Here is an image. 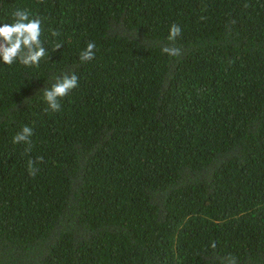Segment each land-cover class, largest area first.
Listing matches in <instances>:
<instances>
[{
    "label": "trees",
    "instance_id": "trees-1",
    "mask_svg": "<svg viewBox=\"0 0 264 264\" xmlns=\"http://www.w3.org/2000/svg\"><path fill=\"white\" fill-rule=\"evenodd\" d=\"M17 8L49 55L0 63V264H264V0H0V25Z\"/></svg>",
    "mask_w": 264,
    "mask_h": 264
},
{
    "label": "clouds",
    "instance_id": "clouds-1",
    "mask_svg": "<svg viewBox=\"0 0 264 264\" xmlns=\"http://www.w3.org/2000/svg\"><path fill=\"white\" fill-rule=\"evenodd\" d=\"M12 23H3L0 25V63L5 65L20 64L26 68L39 67L40 62L48 56L45 47V41L42 36V19L39 16L30 15L28 9L17 8L12 12ZM181 28L178 24L170 26L167 40L172 46H164L162 52L172 57L181 54L180 48L175 46L177 37L181 35ZM52 37L59 36V32L52 30ZM61 43H54V50L60 49ZM96 49L95 42H88L86 47L80 52L79 60L87 62L94 59ZM79 86V78L75 73H64L54 77V83L50 87L43 89L42 99L46 102L48 109L52 112L60 111V100L66 97L70 91ZM46 109V110H48ZM33 135L32 127L25 125L20 132L12 137L13 144L25 143L27 147L25 152H30L32 148L31 137ZM42 158L38 157L36 161L29 159L27 170L30 176H35L37 169L35 163ZM214 249L215 243L211 244ZM222 264H236V258L231 254L226 259L222 258Z\"/></svg>",
    "mask_w": 264,
    "mask_h": 264
}]
</instances>
